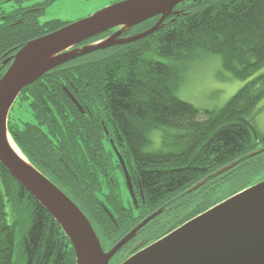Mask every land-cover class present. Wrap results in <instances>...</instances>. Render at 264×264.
I'll use <instances>...</instances> for the list:
<instances>
[{
    "label": "trees",
    "instance_id": "16d2710c",
    "mask_svg": "<svg viewBox=\"0 0 264 264\" xmlns=\"http://www.w3.org/2000/svg\"><path fill=\"white\" fill-rule=\"evenodd\" d=\"M24 1L29 0L16 3ZM21 10L0 24V78L7 58L67 24L39 25L30 14L17 24L29 13ZM174 11L178 14L148 37L68 61L25 88L16 100L29 102L32 123L17 124L8 115L16 148L77 206L104 251L161 211L110 264L122 263L139 244H151L219 204L209 198L227 181L241 180L245 188L264 181V152L249 156L264 148V135L255 126L264 100V0H200ZM157 20L125 36L142 33ZM203 54L218 56L230 77L247 81L217 110H198L177 96L182 66ZM153 135L159 138L156 148ZM113 148L125 164L137 206L122 202L117 176L124 177ZM232 163V169L215 175ZM0 264H76L53 218L1 165Z\"/></svg>",
    "mask_w": 264,
    "mask_h": 264
},
{
    "label": "water",
    "instance_id": "95a60500",
    "mask_svg": "<svg viewBox=\"0 0 264 264\" xmlns=\"http://www.w3.org/2000/svg\"><path fill=\"white\" fill-rule=\"evenodd\" d=\"M195 1L200 0H121L27 42L3 63L9 66L0 78V165L53 218L69 241L76 264H110L111 259L161 211L144 219L104 251L77 206L29 164L17 148L22 159L10 148L8 140H12L7 131L10 109L25 88L52 69L94 52L138 42L158 31L170 16L178 14L174 11L177 6ZM155 18L158 20L150 29L125 36L127 31ZM102 34L106 36L90 42ZM65 93L83 113L73 97ZM262 152L264 148L249 156ZM113 153L121 166L130 198L136 204L125 164L115 148ZM235 165L232 163L215 175ZM106 213L113 221L109 212ZM136 250L120 264H264V181L211 207L159 240L148 245L139 244Z\"/></svg>",
    "mask_w": 264,
    "mask_h": 264
},
{
    "label": "rangeland",
    "instance_id": "374dc122",
    "mask_svg": "<svg viewBox=\"0 0 264 264\" xmlns=\"http://www.w3.org/2000/svg\"><path fill=\"white\" fill-rule=\"evenodd\" d=\"M119 1L121 0H35L31 3H36L44 8L42 11L43 14L39 18L40 23L58 20L71 24L85 19ZM29 3L26 2L23 5L26 6ZM16 4L14 0L9 1L8 12H11L16 7ZM161 61L168 62L164 59ZM170 63L172 62L170 61ZM182 72V81L177 96L180 100L201 111H212L222 108L247 83V81L230 77L222 69L220 58L214 55H201L194 62L183 65ZM28 103V101L21 99L14 102L9 112L13 122L17 124L32 123L33 118ZM256 112V129L260 134L264 135V100L258 104ZM105 133L107 132L105 131ZM153 138L154 148H156L159 141L158 135H153ZM117 183L122 202L126 207L128 201H130L128 188L124 179L119 176H117ZM245 186L246 182L241 180L227 181L216 189L215 193L209 198V202L212 204L221 203L252 185L247 188ZM190 190L188 193H192L196 189L193 191ZM6 211L8 213V208H6Z\"/></svg>",
    "mask_w": 264,
    "mask_h": 264
},
{
    "label": "flooded vegetation",
    "instance_id": "af4514ba",
    "mask_svg": "<svg viewBox=\"0 0 264 264\" xmlns=\"http://www.w3.org/2000/svg\"><path fill=\"white\" fill-rule=\"evenodd\" d=\"M9 1H13V0H0V14H1V17H0V24H8V13H10V12H8V2ZM15 2H16V0H14ZM33 1H35V0H29V1H24V2H21V3H17L16 4V7L14 8V9H16V8H20V9H24V10H21L22 12H29V13H27V14H22L19 18H17L16 19V22H17V24H19V23H21L20 22V20H22V19H25V18H27L28 16H29V14H30V16H35L36 17V20H37V22H39V18H40V16L43 14V7H41V5H38V4H34V3H31V2H33ZM26 2H30L29 4H27L26 6H24L23 5V3H26ZM5 6V7H4ZM4 9H5V11H4ZM14 9L11 11V12H13L14 11ZM23 23V22H22ZM43 23H40L39 22V25H42ZM49 30L50 31H52L53 29H50L49 28ZM8 59V58H7ZM6 59V60H7ZM5 60V61H6ZM4 61V62H5ZM8 64V63H7ZM69 93V92H68ZM70 94V93H69ZM65 95H66V93H65ZM71 95V94H70ZM67 96V95H66ZM72 96V95H71ZM68 97V96H67ZM73 97V96H72ZM69 98V97H68ZM74 99V98H73ZM70 100V99H69ZM71 101V100H70ZM72 102V101H71ZM73 103V102H72ZM77 103V102H76ZM78 104V103H77ZM80 107V106H79ZM77 108V107H76ZM81 108V107H80ZM77 110H78V108H77ZM79 111V110H78ZM80 112V111H79ZM83 113H84V111H83ZM83 113H81V114H83ZM109 145H111V146H113V143H112V140H110L109 141ZM125 181V180H124ZM130 183H131V181H130ZM126 184V183H125ZM131 187H132V191H133V186H132V184H131ZM133 194H134V192H133Z\"/></svg>",
    "mask_w": 264,
    "mask_h": 264
},
{
    "label": "bare ground",
    "instance_id": "6f19581e",
    "mask_svg": "<svg viewBox=\"0 0 264 264\" xmlns=\"http://www.w3.org/2000/svg\"><path fill=\"white\" fill-rule=\"evenodd\" d=\"M8 142H10V148L12 149V151H14V153H15L18 157H20V154H19L18 150L16 149V147L12 144L11 141L8 140ZM20 158L22 159V157H20Z\"/></svg>",
    "mask_w": 264,
    "mask_h": 264
}]
</instances>
